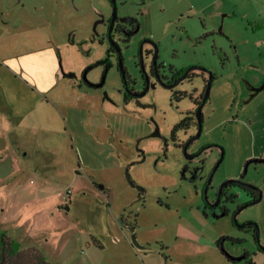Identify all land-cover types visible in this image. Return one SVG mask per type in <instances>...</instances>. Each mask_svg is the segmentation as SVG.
Returning <instances> with one entry per match:
<instances>
[{
	"label": "rangeland",
	"instance_id": "obj_1",
	"mask_svg": "<svg viewBox=\"0 0 264 264\" xmlns=\"http://www.w3.org/2000/svg\"><path fill=\"white\" fill-rule=\"evenodd\" d=\"M117 7L141 24L129 42L115 39L138 93L129 101L108 34L111 0H0V52L41 47L64 75L34 70L46 65L42 52L37 63L21 58L27 76L3 77L12 124L0 134V231L54 264H146V250L155 264L161 253L172 264H264V162L244 173L249 159L264 158V88L255 91L264 84V0ZM155 55L160 76L145 78ZM107 57L104 85L89 86ZM182 71L174 89L163 86ZM208 82L202 129L197 117L173 135ZM234 178L262 191L236 215L246 227L234 220L250 199L240 185L212 205Z\"/></svg>",
	"mask_w": 264,
	"mask_h": 264
},
{
	"label": "trees",
	"instance_id": "obj_2",
	"mask_svg": "<svg viewBox=\"0 0 264 264\" xmlns=\"http://www.w3.org/2000/svg\"><path fill=\"white\" fill-rule=\"evenodd\" d=\"M109 52H111V50H109ZM101 62L105 63V69L102 73L101 82L100 83H94V82L87 80V84L89 86L98 87V86L104 85L105 79L107 76V72H108L109 68L112 66V63L110 62L109 57H107L104 60H101ZM84 74H85V72H83V75ZM125 97L127 99V94ZM190 120H191L190 116L184 117L174 127V132H177L181 129L187 128L189 126ZM236 184L240 185L241 188H243L247 192V194L250 196V199L246 203H244L242 206H244L245 204H251L253 201L258 200V198L260 197V195L262 193L261 189L257 186H254L253 184L231 182V183L224 186L222 194L225 192V188L228 185H236ZM142 194H143V190H142ZM213 206H215V205H213ZM252 224L255 225L254 229L256 231L258 225H256L255 223H252ZM246 226H248V224ZM250 226H252V225H250ZM255 237L258 240V236L256 234H255ZM223 240H224L223 238H220L218 240V244L220 245V247H222V245H223ZM262 251L264 252V250H262ZM0 264H54V263L51 262L50 260H48L47 256L44 253H42L35 246L24 250L21 248V242L20 241L11 238L10 236H8L5 233V231H0Z\"/></svg>",
	"mask_w": 264,
	"mask_h": 264
},
{
	"label": "crops",
	"instance_id": "obj_3",
	"mask_svg": "<svg viewBox=\"0 0 264 264\" xmlns=\"http://www.w3.org/2000/svg\"><path fill=\"white\" fill-rule=\"evenodd\" d=\"M43 48L41 47H37V48H33L29 51H26V52H17V53H14L13 55H9V56H4V54L2 52H0V87H2V80H3V77L5 78L7 75H12V74H15L16 78H18V76H21L22 78L27 76V73L28 72V67L24 66V64L21 62V58H27L29 59V62H35L37 63L39 59L42 58V56L40 55L42 52H46V56H45V60L47 61L46 62V65H42L40 63H38L37 65L35 64L34 67L32 66V68L34 70H38V69H43V67H46L47 71L51 72L52 73L50 74L53 75V78H57L58 80H61L63 77L61 75H63L62 71L58 68V66L56 65V62H55V55L51 52V51H43L42 50ZM26 74V75H25ZM64 76V75H63ZM15 78V77H13ZM35 79V77H34ZM49 86H45L43 89L45 91H47L49 88ZM38 88H42V87H38ZM8 117L9 115L7 114V112H5L4 110H2L1 108V102H0V134H6V128L9 129V132H10V128L8 126H11L10 124H12L10 121V118L8 120ZM48 151L44 150L42 152H40L39 154H42V153H47ZM37 153V152H36ZM35 153V154H36ZM17 154V153H16ZM15 154V155H16ZM18 155V154H17ZM164 255V256H163ZM155 255H153L152 252L150 251H145V254H144V258H145V263L146 264H155L154 263V257ZM157 256H159L157 254ZM165 257V254H160V260L161 262L159 264H172L170 262V258H169V255L166 256L168 258H164ZM157 264H158V261H157ZM173 264H177L176 263H173Z\"/></svg>",
	"mask_w": 264,
	"mask_h": 264
},
{
	"label": "flooded vegetation",
	"instance_id": "obj_4",
	"mask_svg": "<svg viewBox=\"0 0 264 264\" xmlns=\"http://www.w3.org/2000/svg\"><path fill=\"white\" fill-rule=\"evenodd\" d=\"M111 2H112V0H111ZM112 4H113V2H112ZM140 28H141V24H140V21H139L138 17H126V18L120 19L119 16H118L113 21V15H112V17H111V19L109 20V23H108V34H109L110 38L112 39L113 43L116 44V46L118 47L117 42L115 41L116 38H118L119 40H124L126 42H129L131 36L136 34L140 30ZM109 50H111V52L114 53L117 49L115 50L113 47H111ZM111 52H109V53H111ZM119 52H121V50L120 51L117 50L118 60L120 62ZM121 58L123 60V56L122 55H121ZM154 58H156V55H155ZM155 60L156 59H154V63L151 66L150 72L144 73L145 74V76H144L145 78L148 77V75L149 76L150 75L151 76H155V77H159L160 76V74H158V66H157V62H155ZM83 72H82V75H83ZM120 73H121V71H120ZM182 75H183V71L180 72L177 76H173L172 78L163 79V82H162L163 86L166 87V88L174 89L178 84H180L184 80L185 76H182ZM74 76L75 75H71V77H74ZM121 76H122V74H121ZM177 79H178V81H175ZM123 82H124V84L126 86V89H127L126 92H125V96L127 94V99L125 97V100L129 101V100H132V99L136 98L138 96V93L132 91V88H131V85H130V80H129V77H128L127 73H126V83H125L124 79H123ZM91 87H93V86H91ZM98 87H100V86H98ZM207 87H208V84L205 85L204 91L199 97L200 99L198 98L196 100V106L199 107L201 104L204 105L207 102L208 97H209V96H207V98H206ZM197 111L196 112H192V111H188L187 112L186 116H190L191 120L189 122V126L187 128H184V129H189L191 124H192L193 119L198 117V112ZM201 119L203 121L202 110H201ZM177 132H174V130H173V135H176Z\"/></svg>",
	"mask_w": 264,
	"mask_h": 264
},
{
	"label": "water",
	"instance_id": "obj_5",
	"mask_svg": "<svg viewBox=\"0 0 264 264\" xmlns=\"http://www.w3.org/2000/svg\"><path fill=\"white\" fill-rule=\"evenodd\" d=\"M112 2H113V5H114V6H113V21H114V20L118 17V7H117V0H112ZM117 50L120 51V48H117ZM121 55H122L121 52H119V59H120V62H119V69H120V71H121L122 78L124 79V81H125V83H126V70H125L124 62H123V60H122V58H121ZM155 59H156V58H155ZM155 62H156V60H155ZM142 63H143V62H142ZM69 76H71V74H69ZM262 88H264V84L261 85L260 87L256 88L255 91H259V90H261ZM210 89H211V82H208L206 98H207V96H209ZM202 106H203V104H201V105L198 107V111H197V112H198V120H199V123H200L201 129H202V119H201V110H202ZM158 134H159V131L154 132V135H158ZM221 160H222V159H221ZM221 160H219V162H218V163L216 164V166L214 167L213 172H212V175H211V177L209 178V181H208L209 183L211 182V178H212V176L214 175V172L216 171V169L218 168V166H219ZM252 162H264V158L259 157V158H252V159H249V160L247 161L246 165H245L244 173L247 172V170H248V166H249V164L252 163ZM231 182L250 184V183H247V182L243 181L242 178L228 179L227 181L223 182V183L220 185V187H219V189H218V193H217V199H216V201H215L212 205H218V204L220 203L221 196H222V191H223L224 186L227 185V184H229V183H231ZM254 186H255V185H254ZM99 187H100L101 189H103V188H104V185H103V184H99ZM261 199H262V193H261L260 197L258 198V200L253 201L252 203H254V202H258V201H260ZM247 205H248V204H245L244 206H242L241 208H239V210H238V211L235 213V215H234L235 223H236L239 227H245V226L248 224V223H239V222L237 221V219H236V215L239 213V211H240L243 207H245V206H247ZM256 235L259 236V229H258V227H257V229H256ZM260 248H261L262 250H264V246H261ZM237 258L240 259L241 257H237Z\"/></svg>",
	"mask_w": 264,
	"mask_h": 264
}]
</instances>
